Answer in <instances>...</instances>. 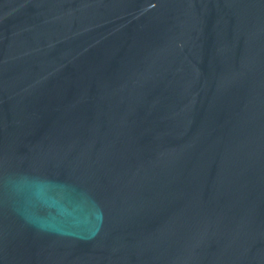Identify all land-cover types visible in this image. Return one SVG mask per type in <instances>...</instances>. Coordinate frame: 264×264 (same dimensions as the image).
<instances>
[{
	"label": "water",
	"instance_id": "1",
	"mask_svg": "<svg viewBox=\"0 0 264 264\" xmlns=\"http://www.w3.org/2000/svg\"><path fill=\"white\" fill-rule=\"evenodd\" d=\"M0 264H264V0H0Z\"/></svg>",
	"mask_w": 264,
	"mask_h": 264
}]
</instances>
